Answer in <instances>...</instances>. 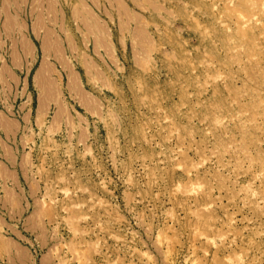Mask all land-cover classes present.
Segmentation results:
<instances>
[{
    "label": "rangeland",
    "instance_id": "374dc122",
    "mask_svg": "<svg viewBox=\"0 0 264 264\" xmlns=\"http://www.w3.org/2000/svg\"><path fill=\"white\" fill-rule=\"evenodd\" d=\"M0 264H264V0H0Z\"/></svg>",
    "mask_w": 264,
    "mask_h": 264
},
{
    "label": "bare ground",
    "instance_id": "6f19581e",
    "mask_svg": "<svg viewBox=\"0 0 264 264\" xmlns=\"http://www.w3.org/2000/svg\"><path fill=\"white\" fill-rule=\"evenodd\" d=\"M1 169V168H0Z\"/></svg>",
    "mask_w": 264,
    "mask_h": 264
}]
</instances>
